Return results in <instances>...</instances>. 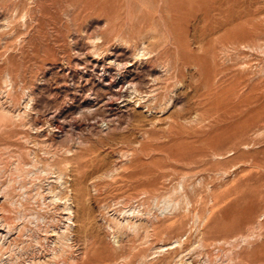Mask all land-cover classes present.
I'll return each instance as SVG.
<instances>
[{"label":"rangeland","instance_id":"374dc122","mask_svg":"<svg viewBox=\"0 0 264 264\" xmlns=\"http://www.w3.org/2000/svg\"><path fill=\"white\" fill-rule=\"evenodd\" d=\"M0 264H264V0H0Z\"/></svg>","mask_w":264,"mask_h":264},{"label":"bare ground","instance_id":"6f19581e","mask_svg":"<svg viewBox=\"0 0 264 264\" xmlns=\"http://www.w3.org/2000/svg\"><path fill=\"white\" fill-rule=\"evenodd\" d=\"M69 1V0H68ZM93 2V1H92ZM206 2V1H205ZM179 3V2H178ZM201 3V2H200ZM93 4V3H92ZM160 4V3H159ZM194 4V3H193ZM197 4V3H196ZM204 4V3H203ZM198 5V4H197ZM179 7H181V6H179ZM201 8V7H200ZM204 9V8H203ZM181 10V9H180ZM200 11V10H199ZM207 13V12H206ZM163 17H165V16H163ZM149 19V18H148ZM158 21V20H157ZM133 23V22H132ZM170 23V22H169ZM130 24V23H129ZM128 24V25H129ZM161 26V25H160ZM163 26V25H162ZM144 27V26H143ZM165 28V27H164ZM169 29V28H168ZM173 29H175V27L173 28ZM171 31V30H170ZM179 31V30H178ZM180 34V33H179ZM116 36V35H115ZM170 36V35H169ZM131 38V37H130ZM134 38V37H133ZM173 40H175V39H173ZM128 41V40H127ZM158 42V41H157ZM163 49V48H162ZM186 50V49H185ZM164 53V52H163ZM156 60V59H155ZM123 73V72H122ZM124 85V84H123ZM145 85V84H144ZM113 86V85H112ZM131 86H135V84L134 83H131ZM136 87V86H135ZM131 88V87H130ZM162 88V87H161ZM125 91V90H124ZM134 91V90H133ZM107 100V99H106ZM72 158V157H71ZM84 164H85V162H84ZM91 166V165H90ZM75 171V170H74ZM97 171V170H96ZM82 176V175H81ZM148 182V181H147ZM83 183V182H82ZM80 210V209H79ZM80 213V212H79Z\"/></svg>","mask_w":264,"mask_h":264}]
</instances>
